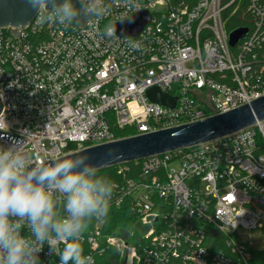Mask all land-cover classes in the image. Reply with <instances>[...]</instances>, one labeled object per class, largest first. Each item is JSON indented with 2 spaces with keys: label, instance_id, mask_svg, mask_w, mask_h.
Segmentation results:
<instances>
[{
  "label": "built area",
  "instance_id": "obj_1",
  "mask_svg": "<svg viewBox=\"0 0 264 264\" xmlns=\"http://www.w3.org/2000/svg\"><path fill=\"white\" fill-rule=\"evenodd\" d=\"M172 1L101 0L109 14L84 27L42 23L38 12L29 27L0 31V129L23 139L26 163L196 123L264 96L254 72L264 73L263 1ZM243 5L249 35L233 49L227 22ZM142 11L152 19L139 36L104 34ZM153 88L175 107L152 102ZM0 145L11 142L0 136ZM112 168L109 214L81 241L95 264L257 263L240 232L264 229V122ZM114 218L125 221L112 227ZM38 255L59 264L47 245Z\"/></svg>",
  "mask_w": 264,
  "mask_h": 264
},
{
  "label": "clouds",
  "instance_id": "obj_2",
  "mask_svg": "<svg viewBox=\"0 0 264 264\" xmlns=\"http://www.w3.org/2000/svg\"><path fill=\"white\" fill-rule=\"evenodd\" d=\"M27 3L41 13L42 23L65 29L109 14L101 0ZM125 20L134 22L121 17ZM104 34L113 36L115 25H107ZM23 146L17 140L8 147L0 145V264H40L38 254L45 245L59 257V264H95L91 255L84 254L81 241L93 220L109 214L116 185L98 175L99 165L86 154L49 162L37 158L29 165Z\"/></svg>",
  "mask_w": 264,
  "mask_h": 264
},
{
  "label": "water",
  "instance_id": "obj_3",
  "mask_svg": "<svg viewBox=\"0 0 264 264\" xmlns=\"http://www.w3.org/2000/svg\"><path fill=\"white\" fill-rule=\"evenodd\" d=\"M77 6L79 7L78 4ZM37 14L38 12L29 6L27 0H0V31L27 28L34 23ZM131 18L134 20L132 23L124 21L114 24L117 35L122 38L139 36L150 23L152 15L148 11H142ZM77 25L84 27L86 23ZM248 35L249 29L245 27L231 31L228 36L230 47L236 48L241 41L246 40ZM147 96L159 105L175 107L176 99L161 93L157 88L150 89ZM1 100L2 95H0V115L3 111ZM258 122H264V96L203 121L121 139L76 153L88 155L92 163L99 165L100 171L119 164L141 161L148 157L208 143L252 127ZM0 136L10 142L23 141L18 136H11L4 132H0Z\"/></svg>",
  "mask_w": 264,
  "mask_h": 264
},
{
  "label": "trees",
  "instance_id": "obj_4",
  "mask_svg": "<svg viewBox=\"0 0 264 264\" xmlns=\"http://www.w3.org/2000/svg\"><path fill=\"white\" fill-rule=\"evenodd\" d=\"M199 1L200 0H173L172 4L174 6H179V5L184 4L185 6L192 8L195 5H197V3ZM262 1L264 3V0H262ZM245 7H246V5H243L241 10L238 11L237 14L234 15L232 17V19H230L227 22V30L229 32H231L235 29L242 28L244 26L247 27L250 25L251 19L245 13ZM257 55L259 57V60H262V57L264 56V51L257 53ZM255 65H257V64H255ZM260 68L261 67L259 65L254 66V72L256 73V74L255 73L254 74H255V76H261V78L264 80V73L260 74ZM129 134H130V131H125V132L119 133L118 136L120 138H124V137L128 136ZM98 175H100L102 177H106V178L110 179L111 181H114L116 179V173H115L114 168L100 170V172H98ZM115 219L116 218L112 219V220H114V222H113L114 224L112 225V227H116V226H118V224L121 225V223H123V221H125V220H123L122 222H117ZM255 259H257V263H255L256 262V260H255L254 264H264V252L255 253Z\"/></svg>",
  "mask_w": 264,
  "mask_h": 264
},
{
  "label": "rangeland",
  "instance_id": "obj_5",
  "mask_svg": "<svg viewBox=\"0 0 264 264\" xmlns=\"http://www.w3.org/2000/svg\"><path fill=\"white\" fill-rule=\"evenodd\" d=\"M261 224L264 226V221ZM240 233L243 240L252 242V249L254 252H264V229L259 226L250 230H242Z\"/></svg>",
  "mask_w": 264,
  "mask_h": 264
}]
</instances>
